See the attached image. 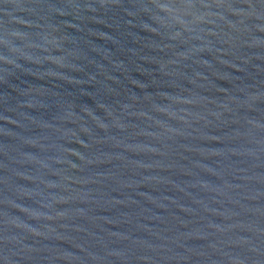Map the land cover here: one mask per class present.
<instances>
[{"label": "water", "instance_id": "1", "mask_svg": "<svg viewBox=\"0 0 264 264\" xmlns=\"http://www.w3.org/2000/svg\"><path fill=\"white\" fill-rule=\"evenodd\" d=\"M0 264H264V0H0Z\"/></svg>", "mask_w": 264, "mask_h": 264}]
</instances>
